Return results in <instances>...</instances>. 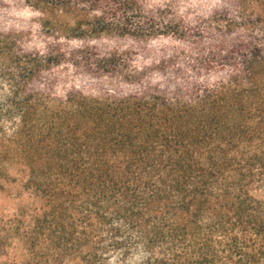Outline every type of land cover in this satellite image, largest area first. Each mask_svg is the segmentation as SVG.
I'll list each match as a JSON object with an SVG mask.
<instances>
[{"label":"trees","instance_id":"1","mask_svg":"<svg viewBox=\"0 0 264 264\" xmlns=\"http://www.w3.org/2000/svg\"><path fill=\"white\" fill-rule=\"evenodd\" d=\"M235 1L195 28L177 0H0L55 42L0 14V189L28 201L0 214V264H264V0ZM104 36L164 47L70 84L73 43Z\"/></svg>","mask_w":264,"mask_h":264},{"label":"rangeland","instance_id":"2","mask_svg":"<svg viewBox=\"0 0 264 264\" xmlns=\"http://www.w3.org/2000/svg\"><path fill=\"white\" fill-rule=\"evenodd\" d=\"M240 4L235 0H177L174 6L173 15L176 20H184L193 24L195 28H203L206 20H212L219 14H241ZM236 9L234 12L233 10ZM0 14H9L13 18H19V26L28 32V48L42 49L44 45L55 43L51 38L52 34L43 37L33 34L34 31L41 28L46 16L39 14L28 8L14 7ZM5 18V17H4ZM59 20L67 22L70 16L62 15ZM51 26V25H50ZM207 26V25H206ZM46 32H48L46 29ZM49 35V36H48ZM163 42H142L132 38H123L119 36H104L98 38L86 39L84 41L74 42L75 50H84L89 58V66L85 67V73L82 75L70 76V84L78 85L81 83H90V92L99 94L103 90L112 87L115 84L113 79L104 78L106 66L117 65L122 70L124 76H131L138 65L145 70L152 67L153 62L159 61L155 58L157 50L164 47ZM43 45V46H42ZM209 47L208 44H205ZM155 81L152 83L154 85ZM26 198H17L10 195L9 192L0 189V214L13 213L21 205L26 204Z\"/></svg>","mask_w":264,"mask_h":264}]
</instances>
